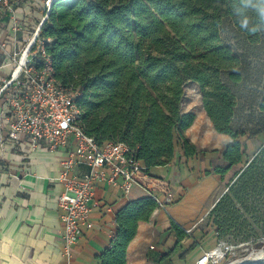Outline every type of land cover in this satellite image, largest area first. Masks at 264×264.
<instances>
[{
    "label": "trees",
    "instance_id": "trees-1",
    "mask_svg": "<svg viewBox=\"0 0 264 264\" xmlns=\"http://www.w3.org/2000/svg\"><path fill=\"white\" fill-rule=\"evenodd\" d=\"M43 16L38 39L56 79L79 88L84 131L98 144L124 143L148 174L171 162L177 144L192 156L184 132L194 115L181 111V101L184 84L193 82L214 130L232 139L220 151L227 165L214 172L224 175L240 162L242 138L249 136L233 126L231 86L242 79V57L222 41L219 27L230 18L250 42L257 41L264 34V0H54ZM258 109L264 114V96ZM256 161L257 155L237 176L238 193L264 177V161ZM157 208L151 196L122 207L100 264H126L138 222ZM170 225L178 240L187 237L175 222Z\"/></svg>",
    "mask_w": 264,
    "mask_h": 264
},
{
    "label": "crops",
    "instance_id": "crops-1",
    "mask_svg": "<svg viewBox=\"0 0 264 264\" xmlns=\"http://www.w3.org/2000/svg\"><path fill=\"white\" fill-rule=\"evenodd\" d=\"M38 3L41 0H33L30 5L21 3L18 8L20 13L25 11L23 15L28 24H32L33 19L44 11L45 7L41 12L32 10ZM181 111L194 115L192 124L184 132L194 147V154L184 156L177 144L169 164L149 171L148 175L158 178L159 182L152 184V180L138 179L128 192L106 180H96L93 199L89 201L91 225L86 228L80 224L81 234L68 254L63 248L57 207V197L63 189L57 178L60 161L66 158V153L51 152L43 145L34 151L28 150L25 144L16 146L6 142L1 146L0 264H100L98 256L114 232L116 213L127 203L148 197L151 193L163 206H158L147 221L138 222L136 234L126 249V264H193L201 255L195 254L194 240L188 237L178 240L170 222H175L187 233L185 227L194 221L200 210L206 208L209 196L220 179L219 174L206 173L211 167L225 163L220 159V151L232 139L214 130L202 103L197 112L183 109L182 105ZM87 170V166L80 164L69 174L81 176ZM161 183H168L173 196L180 194V198L170 201L161 192Z\"/></svg>",
    "mask_w": 264,
    "mask_h": 264
},
{
    "label": "built area",
    "instance_id": "built-area-1",
    "mask_svg": "<svg viewBox=\"0 0 264 264\" xmlns=\"http://www.w3.org/2000/svg\"><path fill=\"white\" fill-rule=\"evenodd\" d=\"M22 1L25 5L33 4V0ZM16 5L17 1L0 0V147L11 142L16 146L25 144L30 151L43 145L51 152L66 153V158L60 161L57 178L63 188L57 197V207L63 248L68 254L79 239L80 224L86 228L91 225L89 201L93 199L96 180H106L128 192L138 179L152 180V184L159 179L142 169L133 151L124 143L98 144L85 133L81 121L83 111L77 102L80 90L56 79L46 45L38 39L45 16L24 38L22 33L29 24L23 15L25 11L20 13ZM5 24L8 26L6 38L13 45H6L10 41L1 37ZM80 164L87 166V172L81 176L70 175L73 167ZM159 186L170 201L180 198V194L173 196L168 183ZM150 196L159 207L163 206L154 193ZM220 249L219 244L203 252L193 264L217 263L224 256L223 252L220 258L215 257L214 252Z\"/></svg>",
    "mask_w": 264,
    "mask_h": 264
},
{
    "label": "rangeland",
    "instance_id": "rangeland-1",
    "mask_svg": "<svg viewBox=\"0 0 264 264\" xmlns=\"http://www.w3.org/2000/svg\"><path fill=\"white\" fill-rule=\"evenodd\" d=\"M47 1L41 0V3L32 7V10L39 12L42 7L45 8L23 31L24 38L42 19ZM17 2L16 9L21 7L23 1ZM7 27L5 24L1 37L4 36V41L9 42L10 40L6 38ZM219 31L222 41L242 57V79L231 86L236 98L233 126L244 130L249 137L242 138L243 152L240 162L230 166L224 175H220L206 208L200 210L194 221L185 228L187 237L194 240L192 247L195 248V254L199 256L206 249L220 244L224 256L215 264H226L264 250V177L258 178L254 187L241 189L239 193L240 183L236 184L237 176L256 155L255 165L258 166L260 161H264V156L258 155L264 150V134H254L264 128V114L258 109V103L264 96V34H261L257 41L250 42L230 18L222 19ZM6 45H13V41ZM183 88L182 108L199 111L201 107L199 89L192 82H186ZM220 165L225 167L227 164ZM261 165H264V162H261ZM215 168L211 167L208 173L214 174ZM226 247L228 249H225Z\"/></svg>",
    "mask_w": 264,
    "mask_h": 264
},
{
    "label": "bare ground",
    "instance_id": "bare-ground-1",
    "mask_svg": "<svg viewBox=\"0 0 264 264\" xmlns=\"http://www.w3.org/2000/svg\"><path fill=\"white\" fill-rule=\"evenodd\" d=\"M214 253L213 254L215 255L216 258H220L223 254V250L222 249L216 250ZM253 260H264V250H259L253 255L247 256L246 258H239V259L229 261L226 264H248Z\"/></svg>",
    "mask_w": 264,
    "mask_h": 264
},
{
    "label": "water",
    "instance_id": "water-1",
    "mask_svg": "<svg viewBox=\"0 0 264 264\" xmlns=\"http://www.w3.org/2000/svg\"><path fill=\"white\" fill-rule=\"evenodd\" d=\"M54 0H50V2H49V7H50V5H51V3L53 2ZM49 9V8H48ZM46 18V16L44 17V19ZM43 19V20H44ZM246 258V257H245ZM258 261H260V262H262V263H264V260H253V261H251L250 263H248V264H256Z\"/></svg>",
    "mask_w": 264,
    "mask_h": 264
}]
</instances>
